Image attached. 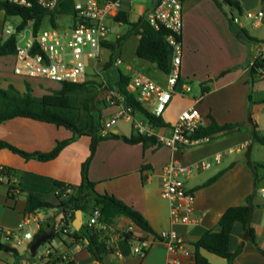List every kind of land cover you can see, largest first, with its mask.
<instances>
[{
	"label": "crops",
	"instance_id": "obj_1",
	"mask_svg": "<svg viewBox=\"0 0 264 264\" xmlns=\"http://www.w3.org/2000/svg\"><path fill=\"white\" fill-rule=\"evenodd\" d=\"M216 1L220 2V0H182L180 72L184 80L189 83L195 80L199 84V91L190 98L186 108L194 106L205 118L209 114L219 124L240 122L242 126L202 138L180 153H173L163 146L152 145L144 148L140 143L128 144L121 139L103 140L96 146L88 166L87 176L89 181L94 183V190L97 193L114 195L132 206L147 219L158 235L161 231L170 228L168 203L161 196V171L164 164L173 157L183 164L192 165L205 157L219 154L222 157L219 164L195 172L186 181V188L193 191L195 195L197 223L173 227L176 233L183 236L188 247V253L179 252L178 257L183 264H194L192 243L206 231L215 229L219 217L227 208L242 205L249 197L252 205L250 224L256 233L255 243L244 235L242 223L236 221L230 232L228 250L231 253L236 252L242 242V248L232 264H264V255L259 251L260 249L264 251V207L262 206L264 201L256 199L258 194L264 198L260 195V185L264 180L259 173L260 168L255 173V165L264 164V161L250 160L252 144L258 143L253 141L250 125L246 123L248 108H250L253 121L257 124L260 133L264 135V94L260 95L261 82L264 84V79L252 85L246 83L248 66L252 58L260 55L264 59V43H252L255 53L251 56L250 49L246 47L243 53L236 55L238 58L236 62L235 39L238 42L241 40L235 37L222 5L219 7ZM156 2L157 0H119V13H124L129 23H135ZM239 2L242 10L257 7L256 2L255 4L247 0H239ZM11 17L14 16H7L3 10H0V45L9 37L4 29L10 24L8 19ZM16 17L21 22V18ZM28 25L32 29L31 22ZM109 26L107 40L102 44L100 61L95 65L90 62L89 80L105 81L111 87L114 86L117 71L120 70L125 74L139 71L164 85L165 80L161 82L159 79L160 71L156 66L136 56L135 50L139 36L134 35L128 25L115 18L109 22ZM14 35L18 40L17 34ZM119 37H123L120 46L115 49L110 48L108 44L115 43ZM257 38L261 40L264 36ZM129 46H131L130 49ZM116 59H121L122 64H116ZM14 64V54L0 55V89L6 90L9 86H13L20 95H23L27 92L28 85L31 94L36 97L48 94L46 91L48 88L57 89L44 86L41 82L44 80L41 79H24L14 75L12 71ZM134 65L139 68L136 69ZM118 66H123V69ZM229 67L233 68L231 72L226 70ZM225 70L229 72L219 76ZM197 73H199L198 76ZM201 83L209 87V91L203 95L200 91ZM104 95V92L99 93L98 100ZM176 96L178 95L174 97ZM248 96L251 97V105H249ZM97 107L100 109L103 125L119 109L118 105L104 106L103 103L102 106L98 104ZM170 108L171 106L161 116L170 126L155 128L147 125L150 134L157 138L168 136L178 114L186 109L175 111L174 108ZM137 114L132 115L134 119ZM120 121L128 122L129 125L121 124L119 127H111L108 130L103 128L100 134L113 133L128 137L137 132L133 120L119 119L117 122ZM72 137L73 132L63 126L28 117L17 116L0 122V141L26 153H48L58 142ZM91 141L92 136H79L65 145L59 154L49 161L26 159L8 148H0V170L2 167L10 169L13 175L11 182L19 190L15 198L10 199L9 178L0 174V228L16 233L19 230L35 229V223L40 219H44L49 225L56 222L63 215L56 213L57 208H44L31 214L25 213L26 193H35L42 200L56 205L58 188L55 182L72 186L80 185L81 166L90 156ZM245 149H247V155L234 157ZM143 166H146L145 169ZM219 171L223 172L214 182L199 187ZM83 215L84 212L82 219ZM73 217L71 214L67 216L71 226ZM118 221L128 222L125 218H120ZM139 235L149 242H154L145 258L141 259L131 253L119 257L114 252H110L103 256V264H167L170 255L161 243L155 241L156 237L142 230ZM57 239L52 241L50 238L42 243L46 244V248L38 256L37 250L35 255L30 253L28 242L22 243L23 247H18L20 244H17V239L12 240L7 244L17 249L18 256L0 252V264H44L48 259L46 255L48 251L61 254L66 259L73 258L74 264H99L94 255L88 252L84 243L72 242L59 236ZM201 254L210 264H226L224 258L205 250H201ZM35 256L37 262L32 259Z\"/></svg>",
	"mask_w": 264,
	"mask_h": 264
},
{
	"label": "built area",
	"instance_id": "obj_2",
	"mask_svg": "<svg viewBox=\"0 0 264 264\" xmlns=\"http://www.w3.org/2000/svg\"><path fill=\"white\" fill-rule=\"evenodd\" d=\"M8 3L31 7L36 5L46 12L54 11L63 0H6ZM257 9H246L237 12L233 16V23L237 26L240 21L246 22L251 29L264 26V0H257ZM182 0H157L154 6L146 12V20L156 29L159 26L171 30L167 41L173 49L172 65L170 73L165 75V83L161 85L139 71H132L127 85V91L134 93L136 100L155 116H162L172 102L175 95L184 97L190 93V83L182 77L180 68L182 61L181 35ZM119 14V0H73V15L62 14L65 22H56L55 26L40 28L35 34L31 29L29 36L23 35L15 44V64L13 74L27 79H44L56 83H85L89 80L88 68L90 62L94 65L100 61L102 44L107 40L110 26L109 22ZM32 24V22H31ZM241 26V25H240ZM239 26V27H240ZM4 32L7 36H17V27L8 24ZM21 32V31H20ZM116 64H122L121 59H116ZM252 64V61L249 65ZM102 88H106L102 100L106 105L119 106V109L103 125L104 129H110L119 119L133 120L137 132L149 134L147 125L135 120L132 110L125 105L122 95L110 89L105 81H101ZM208 123L207 119L194 106L182 110L175 122L171 125L170 134L159 137L163 147L169 148L173 153L183 152L188 146L195 144L201 139L190 138L191 133ZM222 157L214 154L205 157L192 165L183 164L171 157L162 167L161 196L168 203V221L170 228L161 231L155 241L161 243L170 257L167 264H183L178 253H188L186 240L173 230L175 226H190L197 223L195 216V195L186 188V181L200 170L209 169L219 164ZM264 180V168L262 169ZM260 195L264 197V187L260 188ZM86 221L82 219V227L90 233L98 234L105 243L113 249V252L121 257L119 242L126 235L131 237L130 253L143 259L146 257L152 242L139 235L141 229L134 223L119 222L106 225L98 221L100 211L92 209L84 214ZM29 219V217H28ZM67 217L62 215L51 225L50 231L57 236L60 234L69 238L71 233ZM45 223L40 219L35 223V229L19 230L12 232L0 228V241L4 243L17 239V244L32 241L34 234ZM86 245V241H84ZM48 259L45 263L58 264L59 262H73V258L66 259L61 254L46 253Z\"/></svg>",
	"mask_w": 264,
	"mask_h": 264
},
{
	"label": "trees",
	"instance_id": "obj_3",
	"mask_svg": "<svg viewBox=\"0 0 264 264\" xmlns=\"http://www.w3.org/2000/svg\"><path fill=\"white\" fill-rule=\"evenodd\" d=\"M221 2L226 4L233 11L238 13L242 11L239 0H221ZM221 2L216 1L219 7H221ZM0 10H3L7 16H19L21 18V22L17 26V32L22 31L30 22H32V31L33 34H35L41 28L44 19H47L51 25L55 26L60 15H73V0H63L52 12H46L36 5L23 7L8 3L6 0H0ZM115 20L128 25L129 30L134 35L139 36V41L135 50V54L138 58L154 64L156 68L165 75L170 73L173 49L167 41V36L171 34V30L164 26H159L156 29L146 20L145 15L140 17L135 23H129L124 13H119L117 17H115ZM228 22L235 37L240 39L241 36L236 32L235 28L237 25L233 23V15L228 17ZM239 29L244 37L250 42L264 43V38L262 40L256 39L252 37L246 29ZM122 40L123 37H119L115 43L108 44V46L115 49L117 46H120ZM178 40L181 42V35L178 36ZM15 44L16 36L11 35L2 45H0V55L14 54ZM251 61L252 64L248 66V79L246 80V83L250 85L264 79V59L259 55L252 58ZM227 72L228 71H222L219 76H223ZM129 79V74H125L119 70L117 71L114 86L109 88L122 95L125 105L131 108L132 115L134 116L136 113L140 114L147 125L155 128L170 126L161 116H155L149 111V109L144 107L143 104L138 102L134 93L127 91ZM57 84V89L40 97L33 96L28 85L27 92L23 95H20L13 86H9L6 90L0 89V122L21 116L63 126L73 132V137L71 139L58 142L55 148L48 153H26L2 141H0V148H8L12 152L17 153L26 159L49 161L54 159L65 145L79 136H92L90 156L81 166L80 185L72 186L65 185L61 182H55L58 188L56 195L58 201L56 205L42 200L41 197L35 193L28 192L26 193L24 212L31 214L44 208H57L59 212L67 217L68 214L74 216L76 210H82V212L86 214L92 209H98L100 211L98 219L100 223L113 225L120 218H125L134 223L142 231L157 237L158 235L151 228L147 219L139 211L116 198L114 195L97 193L94 190V183L90 182L88 179L87 172L92 155L100 141L107 139H121L128 144L140 143L145 148L152 145H156L157 147L161 146L158 138L153 134L149 135L139 132H134L128 137L113 133H108L106 135L100 134V131L103 129V119L101 117L100 109L97 107L100 103L97 98L99 93L106 91V88L101 87V82H98L97 84V82L93 80H88L87 82L80 84L65 82ZM200 91L203 95L209 91V87L205 86L204 83H201ZM92 101H95V103ZM248 102L249 105H251L250 96H248ZM103 105H106L104 101ZM206 118L208 119V123L191 133V139L198 140L206 138L221 131L240 128L242 126V123L240 122L219 124L209 114H207ZM246 123L250 125L253 141L264 146V135L260 133L257 124L253 121L250 108H248ZM145 167L146 166H143L144 169ZM258 168L263 169L264 164H256L255 173ZM222 172L223 171H219L199 187L211 184L222 174ZM0 174L1 176L9 178L8 196L10 199L15 198L16 193L19 192V190L16 188L15 184L11 182V177L13 175L10 169L2 167ZM256 178H258L257 174ZM15 190L17 191L13 192ZM262 206L264 207V205ZM251 212L252 205L249 197L246 198L244 204L227 208L219 217L216 228L206 231L199 239L192 243L194 249V264H210L201 254V250H205L218 257L224 258L226 264H232L235 256L242 248L241 242L236 252L231 253L228 250L230 232L236 221L242 223L244 235H246L251 242L255 243L256 233L250 224ZM67 222L70 224L69 220H67ZM70 227L71 233L67 239L72 242L80 241L84 243V241H86V249L89 253L94 255L99 264H103L102 261L105 254L113 252V249H111L98 234L88 232L85 227H81L78 231L74 230L71 224ZM50 229L51 225L44 223L34 234L32 241L29 243V248L36 238L40 237L43 233L49 232ZM56 236V234H53L51 239ZM131 242V237L129 235H126L124 239L119 242V249L123 255L130 253ZM93 247L95 250H93ZM259 251L264 255L263 250L260 249ZM0 252L12 253L14 256H18L17 249L1 241ZM67 264L74 263L67 262Z\"/></svg>",
	"mask_w": 264,
	"mask_h": 264
},
{
	"label": "rangeland",
	"instance_id": "obj_4",
	"mask_svg": "<svg viewBox=\"0 0 264 264\" xmlns=\"http://www.w3.org/2000/svg\"><path fill=\"white\" fill-rule=\"evenodd\" d=\"M243 1H246V0H243ZM220 2H221V0H220ZM247 2H250L251 4H255V2L257 3V7L255 8V9H257L258 8V6H259V4H258V1L257 0H247ZM221 5H222V9L224 10V12H225V15L227 16V18L228 17H230L231 15H233V16H237V12L236 11H233V10H231L226 4H224V3H222L221 2ZM9 20V23L10 24H12L13 25V27L14 26H17L19 23H20V19L18 18V17H16V16H14V17H11V18H9L8 19ZM66 21H67V19L65 18V17H59L58 18V20H57V22H59V23H61V22H65L66 23ZM241 25V26H240ZM240 27L239 26H235V28H236V32L237 33H239V35L241 36V38L239 39V40H241V41H237L236 39H235V56L236 55H239L240 53H243V51H244V49H246V47H248L249 49H250V56L251 55H253L254 53H255V49H253L252 48V43H254V42H250L249 40H247L245 37H244V35H243V33H241V30L239 29V28H244V29H246V31L252 36V37H254V38H256V39H258L257 37H263L264 36V26L263 27H260V28H258V29H251V28H249V26H246L247 24H246V22H243L242 20L240 21ZM49 26H50V23H49V21L47 20V19H44L43 20V22H42V25H41V28L42 29H46V28H49ZM30 29H31V27L28 25L27 27H25L24 28V30H22L21 32H19V35L17 36V39L19 40L20 38H21V36H23V35H26V36H29V31H30ZM201 36H203L204 37V35L201 33ZM262 40V39H261ZM130 47L131 46H129V49H130ZM263 54H264V50H263ZM257 56V55H256ZM235 61L237 62L238 61V58H237V56L235 57ZM134 66H136V65H134ZM236 66H238V64L236 65ZM118 68H120V69H123V66H118ZM137 68H139V66H136V69ZM232 67H229L228 69H226V70H229L230 72L232 71ZM225 70V71H226ZM228 71V72H229ZM198 74L199 73H197V76H198ZM158 77H159V79L161 80V82L162 81H164L165 80V76H164V74H162L161 72L160 73H158ZM41 80H44V79H41ZM261 81H263V80H261ZM42 83H43V85L44 86H49V87H52V88H57L58 87V84L56 83V82H53V81H49V80H44V81H41ZM97 84H98V82H97ZM264 84H262V82H261V93H260V95L262 94V96H263V94H264V86H263ZM190 88H191V91H190V93L189 94H187V96H184V97H181V96H176V97H174L173 98V101L170 103L171 105H169V106H171V108L170 109H173L174 108V110L175 111H179V110H181L182 108H186V106L189 104V100H190V98H192V97H194V95H196V92L197 91H199V84H198V82L197 81H195V80H193L191 83H190ZM54 89H46V91H47V93H51L52 91H53ZM98 99V98H97ZM99 101H100V103H99V105L100 106H102V103H103V101H102V99H99ZM92 102H94L95 103V101H92ZM169 106L167 107V109L169 108ZM166 109V110H167ZM165 113V112H164ZM163 113V114H164ZM162 114V115H163ZM121 120V119H120ZM135 120H137V121H140L142 124H144V125H147L146 124V122H145V120H144V118L140 115V114H137L136 116H135ZM175 122V121H174ZM173 122V123H174ZM123 125V126H127V125H129V123L128 122H124V121H120V122H117V124H115V125H113L112 127L113 128H115V127H119L120 125ZM169 124V123H168ZM252 147H253V150H252V153H251V156H250V160H256V161H264V146H261V145H258V144H252ZM247 149H245V150H241V152L239 153V154H236V155H234V157H237V156H239V155H241V156H244V155H247ZM249 157V156H248ZM262 172H263V170L262 169H260V171H259V173L261 174V176H262ZM260 187H264V182L262 181V183H261V185H260ZM69 193V192H68ZM257 201H264V198H261L260 196H259V194L257 195ZM56 213L57 214H61V212H59V210H57L56 211ZM74 218V217H73ZM83 221L85 222L86 221V217H85V215H83ZM59 237H63L61 234H60V236ZM58 236H56V237H54L53 239H52V241H57L58 239ZM64 238V237H63ZM24 243H26V241L24 242ZM55 243H57V242H55ZM24 246V244H20V245H18V247H23ZM45 248H46V244H42V245H40L38 248H37V256L38 255H41V253H43L44 252V250H45ZM55 254H57V253H55ZM33 259V261H38L37 260V258H36V256L35 257H33L32 258Z\"/></svg>",
	"mask_w": 264,
	"mask_h": 264
},
{
	"label": "water",
	"instance_id": "obj_5",
	"mask_svg": "<svg viewBox=\"0 0 264 264\" xmlns=\"http://www.w3.org/2000/svg\"><path fill=\"white\" fill-rule=\"evenodd\" d=\"M82 214H83L82 210L75 211L74 220L72 222V227L76 231H78L82 227ZM52 235H53L52 231H49L47 233H43L42 235H40V237L36 238L29 248L30 253L35 255L37 248L40 245H42V243L50 239ZM93 250H95L94 247H93Z\"/></svg>",
	"mask_w": 264,
	"mask_h": 264
}]
</instances>
